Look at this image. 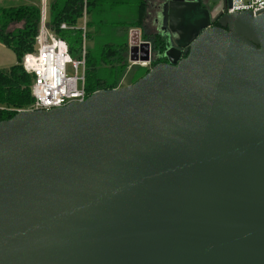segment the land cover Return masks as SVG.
<instances>
[{"label": "water", "instance_id": "obj_1", "mask_svg": "<svg viewBox=\"0 0 264 264\" xmlns=\"http://www.w3.org/2000/svg\"><path fill=\"white\" fill-rule=\"evenodd\" d=\"M198 5L151 0L168 63L0 120V264H264V9Z\"/></svg>", "mask_w": 264, "mask_h": 264}, {"label": "trees", "instance_id": "obj_2", "mask_svg": "<svg viewBox=\"0 0 264 264\" xmlns=\"http://www.w3.org/2000/svg\"><path fill=\"white\" fill-rule=\"evenodd\" d=\"M101 1L86 0V12H90L91 7L99 5ZM116 2L124 4L127 1ZM133 4L136 5L135 20L126 29L138 28L141 39L154 44V65L158 61L159 53L165 49V39H162L160 32L152 26L151 0H133ZM102 11L101 9L97 12ZM82 14L83 0H51L49 3L48 27L66 40L72 56H76L81 47L82 33L80 30H61L59 25L62 22L74 25ZM39 19L40 9L33 4L0 7V43L9 48L17 59L8 69H0V120L9 119L18 110L29 109L33 102L30 90L31 75L25 72L21 61L26 54L34 50ZM127 42V36L119 39H102V42L94 43L92 48L95 52L91 51L92 48L87 50L84 73V89L87 96L99 89L117 87L129 64ZM147 71L148 69L140 68L135 73L133 81Z\"/></svg>", "mask_w": 264, "mask_h": 264}, {"label": "built area", "instance_id": "obj_3", "mask_svg": "<svg viewBox=\"0 0 264 264\" xmlns=\"http://www.w3.org/2000/svg\"><path fill=\"white\" fill-rule=\"evenodd\" d=\"M42 1L34 50L22 58L21 64L25 72L31 75L30 90L33 102L29 109L48 110L71 101H81L87 96L84 89L85 56L88 50L85 42L87 13L86 0H83V14L80 17L83 24L72 25L62 22L59 25L61 30H80L82 33L81 47L77 56L73 57L66 40L46 25L45 0ZM224 6L222 10L224 12H258L264 9V0H230V7L224 0ZM150 62L149 53L148 61L130 63L149 69ZM68 65L74 70L72 75L67 73Z\"/></svg>", "mask_w": 264, "mask_h": 264}, {"label": "rangeland", "instance_id": "obj_4", "mask_svg": "<svg viewBox=\"0 0 264 264\" xmlns=\"http://www.w3.org/2000/svg\"><path fill=\"white\" fill-rule=\"evenodd\" d=\"M116 1L117 0H102L99 5L91 7L90 12L87 13L86 20L88 23L86 24L87 33L85 37L87 49H91L95 42L97 44L99 41L102 42V39H119L123 36H127L128 39L130 28L127 30L126 27L134 23V11H136V5L133 4V0H125L127 2L124 4ZM216 2V4L218 5L220 1L216 0ZM42 3V0H0V7L33 4L41 10ZM49 3L50 0H46V4L44 6L46 12V25L49 20ZM101 9L103 10L102 13H98L97 11ZM198 13L199 6H197L195 9L186 10V15H197ZM98 20H100V22H97ZM82 24L83 22L79 20L78 25ZM91 51L95 52L93 48ZM16 61L17 59L14 53L5 45L0 43V68H5L13 65L14 63H16ZM140 68L142 67H139V65L137 64H131L129 62L124 73L119 79L117 86L130 84V79L134 77L135 73ZM67 73L70 75L74 73V70L70 67V65H68L67 67Z\"/></svg>", "mask_w": 264, "mask_h": 264}, {"label": "flooded vegetation", "instance_id": "obj_5", "mask_svg": "<svg viewBox=\"0 0 264 264\" xmlns=\"http://www.w3.org/2000/svg\"><path fill=\"white\" fill-rule=\"evenodd\" d=\"M194 1V0H192ZM199 2V16L197 17L196 21L199 20L200 18H205L206 16L209 18V26H217L218 25V22H217V19H218V13L221 12L223 10V8L225 7L224 6V0H219V4L217 5L216 3V0H196ZM193 27V26H191ZM200 29H197L195 30L192 29L191 32H190V35L188 37L189 40L193 39L198 33H199ZM162 39H165L164 41L166 42L165 44V49L164 51H162L161 53H159V55L157 56V63L158 62H166L168 63V59L167 57L165 56L164 52L165 50L170 46V43L169 41L167 42V38L163 37ZM140 40L141 39V36H140ZM185 40H179V43L183 44L184 46L181 47L180 49L183 50L185 46H187V42H185ZM163 42V40H162ZM151 50H150V54H151V62H150V66L153 65V62H154V50H155V47H154V44L152 43L150 45V47H152ZM177 51V50H176ZM184 54L183 52L181 51V57H183ZM142 68H145L147 69L146 67H142ZM135 76V75H134ZM133 79L134 77H132L130 79V82H133Z\"/></svg>", "mask_w": 264, "mask_h": 264}, {"label": "crops", "instance_id": "obj_6", "mask_svg": "<svg viewBox=\"0 0 264 264\" xmlns=\"http://www.w3.org/2000/svg\"><path fill=\"white\" fill-rule=\"evenodd\" d=\"M51 1V0H50ZM45 4H46V0H45ZM87 13V12H86ZM80 20V19H79ZM78 20V21H79ZM49 21V20H48ZM78 23V22H77ZM47 26H48V22H47ZM131 29V28H130ZM136 29H138V28H136ZM11 66V65H10ZM10 66H8V67H5V68H0V69H2V70H6V69H8Z\"/></svg>", "mask_w": 264, "mask_h": 264}]
</instances>
